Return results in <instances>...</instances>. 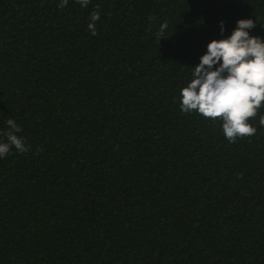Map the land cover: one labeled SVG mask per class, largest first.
I'll list each match as a JSON object with an SVG mask.
<instances>
[{
	"label": "trees",
	"instance_id": "1",
	"mask_svg": "<svg viewBox=\"0 0 264 264\" xmlns=\"http://www.w3.org/2000/svg\"><path fill=\"white\" fill-rule=\"evenodd\" d=\"M58 3L0 0V130L27 147L0 159V264H264V102L231 142L179 109L208 42L264 38V0Z\"/></svg>",
	"mask_w": 264,
	"mask_h": 264
},
{
	"label": "clouds",
	"instance_id": "2",
	"mask_svg": "<svg viewBox=\"0 0 264 264\" xmlns=\"http://www.w3.org/2000/svg\"><path fill=\"white\" fill-rule=\"evenodd\" d=\"M77 2L87 8L90 0ZM67 4L68 0H59L57 6L64 8ZM99 18V11L90 14L87 28L92 36L97 34L95 22ZM253 27L252 19H239L226 38L208 42L198 63L190 68L191 79L180 89V111H195L213 121L219 118L222 133L230 142L256 133V127L248 121L264 102V38L250 35ZM167 28V22L159 25L155 34L158 40ZM219 30L221 34L225 31L223 21L219 22ZM258 122L264 126V115ZM4 123L5 128L0 130V159L12 148L26 152L25 138L18 135L21 128L12 118Z\"/></svg>",
	"mask_w": 264,
	"mask_h": 264
}]
</instances>
